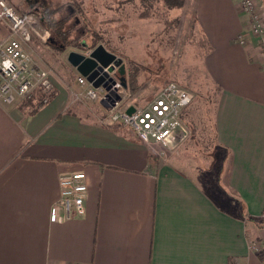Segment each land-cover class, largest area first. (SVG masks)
Wrapping results in <instances>:
<instances>
[{
  "label": "crops",
  "instance_id": "1",
  "mask_svg": "<svg viewBox=\"0 0 264 264\" xmlns=\"http://www.w3.org/2000/svg\"><path fill=\"white\" fill-rule=\"evenodd\" d=\"M196 1L223 202L129 129L65 110V93L33 114L0 99V264H264V47L241 29L239 0ZM74 169L86 211L67 216L58 177Z\"/></svg>",
  "mask_w": 264,
  "mask_h": 264
},
{
  "label": "rangeland",
  "instance_id": "2",
  "mask_svg": "<svg viewBox=\"0 0 264 264\" xmlns=\"http://www.w3.org/2000/svg\"><path fill=\"white\" fill-rule=\"evenodd\" d=\"M15 2L19 3L23 12L32 14L39 23L35 32L37 34H34L33 41L27 45L34 63L51 71L55 92L67 94L71 105L73 104L72 109L82 117L89 120L108 117L111 105L86 98L73 99L75 92H84L86 85L77 82L79 74H75L68 61L70 51L89 55L101 44L123 59L125 73L122 74L117 67L107 77L120 79L125 87L123 101L118 108L121 110L131 104H146L171 81H176L191 91L194 101L184 112L183 118L190 123L192 131L184 143L174 151L161 144L143 143L152 155L163 161L176 163L195 175L213 196L223 202L218 188V175L223 167L227 169L228 161L221 166L223 151L217 148L214 139L218 86L205 69V56L209 48L204 34L196 24V0H174V3L178 2L176 6L168 5L165 0ZM255 2L259 11L264 14V0ZM45 6L51 11L54 9L53 17L64 21L63 31H68L69 39H73V42H65L68 44L65 48L59 47L62 39L55 34L56 27H48L44 23ZM238 7L239 15H245L241 5ZM246 17L242 18L241 29L248 32L249 17ZM259 44L264 47V41ZM131 72L138 75L139 87L134 90L127 82V74ZM41 98L42 91L37 89L27 97L19 96L13 103L20 104L28 113L42 106Z\"/></svg>",
  "mask_w": 264,
  "mask_h": 264
},
{
  "label": "built area",
  "instance_id": "3",
  "mask_svg": "<svg viewBox=\"0 0 264 264\" xmlns=\"http://www.w3.org/2000/svg\"><path fill=\"white\" fill-rule=\"evenodd\" d=\"M242 11L249 20V33L258 42L264 41V14L255 0H239ZM0 22L9 29L7 36H0V99L11 104L19 96L27 97L34 90L42 91V106L49 103L55 92L51 71L37 66L27 45L33 41L39 23L32 14L23 12L15 0H0ZM239 42L246 43L245 34ZM77 82L85 86L84 92H75L73 99L104 100L111 105L108 117L101 121L107 125H119L134 132L144 143H157L166 149H178L188 138L192 128L184 122L183 114L194 101V94L176 81L168 82L146 104L133 105L132 113L118 109L123 101L125 87L120 79L107 78L103 85L95 87L81 74ZM120 95L122 100L112 106V99ZM75 102V101H74ZM58 203L67 216L82 215L86 211L88 194L87 175L83 169L63 170L59 173ZM258 249L257 245H252Z\"/></svg>",
  "mask_w": 264,
  "mask_h": 264
},
{
  "label": "water",
  "instance_id": "4",
  "mask_svg": "<svg viewBox=\"0 0 264 264\" xmlns=\"http://www.w3.org/2000/svg\"><path fill=\"white\" fill-rule=\"evenodd\" d=\"M68 61L81 75L85 76L89 82H92L95 87L100 86L101 83L109 77L110 73L117 67L120 69L122 74L125 73L123 59L108 51L101 44L95 47L89 55L78 51H70L68 53ZM124 85L127 86L125 82ZM120 100H122V97L120 95H116L115 98L112 99V106ZM101 102L103 104L105 103L104 100ZM134 109L135 107L131 106L127 109V112L132 113Z\"/></svg>",
  "mask_w": 264,
  "mask_h": 264
},
{
  "label": "trees",
  "instance_id": "5",
  "mask_svg": "<svg viewBox=\"0 0 264 264\" xmlns=\"http://www.w3.org/2000/svg\"><path fill=\"white\" fill-rule=\"evenodd\" d=\"M44 1V0H43ZM166 1V3L168 4V5H170V6H176V5H178V2H176V3H174V0H165ZM43 5H45V4H43ZM53 12H54V9L51 11L50 10V8L49 7H46L45 6V8H44V12H43V15H44V23H45V25L46 26H48V27H52V26H55L56 27V29L54 30L55 31V34L57 35V37L62 41L61 42V45L59 46L60 47V49L61 48H65L66 47V45L68 46V44L67 43H65L66 41L67 42H73V39H69V35H67V32L68 31H63V22L64 21H62V20H57L55 17H53L54 15H53ZM46 18H47V20L48 21H46ZM62 50H64V49H62ZM127 82H128V84H129V86L131 87V89H136V88H138L139 87V85H138V75H137V73L136 72H131V74H127ZM54 95H56V92L55 93H53ZM40 107H38V108H35V109H33V110H31V111H29L28 113H35L38 109H39ZM65 110H67L68 112H71L73 109H72V106L71 107H68V108H66ZM75 112V111H74ZM184 122L187 124V125H189L190 126V123L188 122V121H186L185 119H184ZM151 156H153L152 154H151Z\"/></svg>",
  "mask_w": 264,
  "mask_h": 264
}]
</instances>
